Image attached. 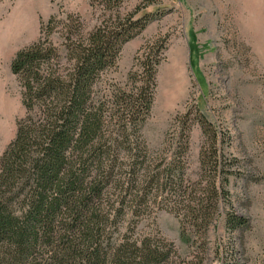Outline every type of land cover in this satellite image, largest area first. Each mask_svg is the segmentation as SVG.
<instances>
[{"label":"trees","instance_id":"1","mask_svg":"<svg viewBox=\"0 0 264 264\" xmlns=\"http://www.w3.org/2000/svg\"><path fill=\"white\" fill-rule=\"evenodd\" d=\"M125 1L88 0L99 12L88 31L78 15L49 16L10 61L24 114L0 156V264H166L173 244L139 230L158 210L177 218L183 244L196 240L195 258L220 217L230 235L249 227L228 188L240 170L227 130L194 113L204 140L193 179L188 116L157 150L141 135L168 37L136 51L123 86L94 95L122 46L163 14L157 0L123 12Z\"/></svg>","mask_w":264,"mask_h":264},{"label":"rangeland","instance_id":"2","mask_svg":"<svg viewBox=\"0 0 264 264\" xmlns=\"http://www.w3.org/2000/svg\"><path fill=\"white\" fill-rule=\"evenodd\" d=\"M148 1L126 0L122 11ZM157 1L163 14L122 46L116 66L101 75L94 95L110 84L123 86L136 51L148 40L168 37L141 135L150 150H157L166 137L178 134L180 118L188 116L186 174L193 179L204 140L198 123L191 121L194 113L227 130L230 140L224 150L238 159L240 170L238 177H230L228 188L234 210L249 220V227L230 235L220 217L208 230L205 254L196 258V240L183 244L178 220L166 210L154 211L139 230L157 231L173 244L176 254L166 264H264V0ZM66 13L80 16L88 31L99 12L88 0H0V156L14 136L16 119L24 114L10 61L37 38L41 22ZM53 40L60 42L57 35Z\"/></svg>","mask_w":264,"mask_h":264},{"label":"bare ground","instance_id":"3","mask_svg":"<svg viewBox=\"0 0 264 264\" xmlns=\"http://www.w3.org/2000/svg\"><path fill=\"white\" fill-rule=\"evenodd\" d=\"M175 61V60H174ZM176 62V61H175ZM174 62V63H175ZM173 63V64H174ZM172 74H171V77H172V79L175 81V79H177L178 78V76H177V66H176V63H175V66H172ZM170 72H171V70H170ZM173 75V76H172ZM177 82V81H176ZM179 83V82H178Z\"/></svg>","mask_w":264,"mask_h":264}]
</instances>
